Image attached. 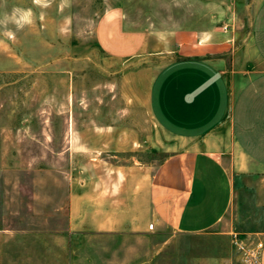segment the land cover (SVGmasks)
<instances>
[{
  "label": "rangeland",
  "instance_id": "obj_1",
  "mask_svg": "<svg viewBox=\"0 0 264 264\" xmlns=\"http://www.w3.org/2000/svg\"><path fill=\"white\" fill-rule=\"evenodd\" d=\"M258 4L0 0V264H258L261 168L235 176L233 203L208 230L90 226L119 209L127 178L191 147L150 110L167 65L252 56Z\"/></svg>",
  "mask_w": 264,
  "mask_h": 264
},
{
  "label": "crops",
  "instance_id": "obj_2",
  "mask_svg": "<svg viewBox=\"0 0 264 264\" xmlns=\"http://www.w3.org/2000/svg\"><path fill=\"white\" fill-rule=\"evenodd\" d=\"M257 1L246 42L252 56L188 55L167 65L150 110L166 116L191 147L169 155L147 179L127 178L119 209L91 221L93 231L141 233L151 222L184 233L208 230L233 203L235 176L264 169V0ZM186 33L180 43L188 45L194 38ZM160 100L165 106L156 109Z\"/></svg>",
  "mask_w": 264,
  "mask_h": 264
},
{
  "label": "built area",
  "instance_id": "obj_3",
  "mask_svg": "<svg viewBox=\"0 0 264 264\" xmlns=\"http://www.w3.org/2000/svg\"><path fill=\"white\" fill-rule=\"evenodd\" d=\"M148 227H149V229H152L153 228V224L150 223ZM261 247H262V242H259L258 243V252H257V255H258V264H259V250H260Z\"/></svg>",
  "mask_w": 264,
  "mask_h": 264
}]
</instances>
